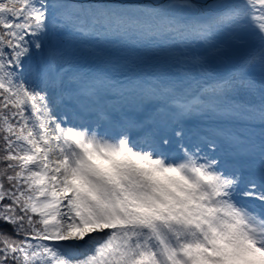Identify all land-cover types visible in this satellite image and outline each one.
Wrapping results in <instances>:
<instances>
[{"label":"snow or ice","instance_id":"snow-or-ice-1","mask_svg":"<svg viewBox=\"0 0 264 264\" xmlns=\"http://www.w3.org/2000/svg\"><path fill=\"white\" fill-rule=\"evenodd\" d=\"M0 264H264V0H0Z\"/></svg>","mask_w":264,"mask_h":264},{"label":"rangeland","instance_id":"rangeland-1","mask_svg":"<svg viewBox=\"0 0 264 264\" xmlns=\"http://www.w3.org/2000/svg\"><path fill=\"white\" fill-rule=\"evenodd\" d=\"M205 63H206V66H207V68H208V70L210 71V72H215V71H222L223 69H220V68H218L217 67V65H218V61L214 58V57H211V56H209V57H207V60L205 61ZM177 71H179V69H177ZM65 111H67V109H61V113L63 114ZM70 115H71V113L69 112V116H67V117H64V119L65 120H68L69 119V117H70ZM142 116L143 115H140L138 118L139 119H142ZM260 128V126L259 125H257L256 126V128ZM98 131L101 133V134H103L105 131H107L109 134H112L111 132H109L108 130H107V127H99L98 128ZM132 135H136V133L135 132H133V133H131ZM254 170L256 171V172H259V166H256L255 164H254ZM80 243H83V241H81Z\"/></svg>","mask_w":264,"mask_h":264},{"label":"bare ground","instance_id":"bare-ground-1","mask_svg":"<svg viewBox=\"0 0 264 264\" xmlns=\"http://www.w3.org/2000/svg\"><path fill=\"white\" fill-rule=\"evenodd\" d=\"M193 119H195V118H193ZM193 119H190L189 121H192ZM259 129L260 128H258V127L256 128L257 134L259 133ZM241 158H243L247 162V164H246L247 169L254 171V173L257 174V177H259L260 173L259 172L256 173V171L254 170V167H253L254 163L245 157H241ZM257 166H258V164H257Z\"/></svg>","mask_w":264,"mask_h":264},{"label":"trees","instance_id":"trees-1","mask_svg":"<svg viewBox=\"0 0 264 264\" xmlns=\"http://www.w3.org/2000/svg\"><path fill=\"white\" fill-rule=\"evenodd\" d=\"M4 228H6L9 232L11 231V227L9 225H3Z\"/></svg>","mask_w":264,"mask_h":264}]
</instances>
